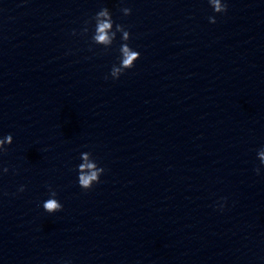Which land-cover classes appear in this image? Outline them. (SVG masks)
Returning a JSON list of instances; mask_svg holds the SVG:
<instances>
[{
	"label": "clouds",
	"instance_id": "obj_1",
	"mask_svg": "<svg viewBox=\"0 0 264 264\" xmlns=\"http://www.w3.org/2000/svg\"><path fill=\"white\" fill-rule=\"evenodd\" d=\"M208 2L215 13H225L227 11V4L222 3L221 0H208ZM121 11L125 16L131 14V9L127 7L122 8ZM92 19L95 21V30L92 39L96 43L104 44L106 46L112 45L113 41L116 39V34L118 32L122 34L121 39L125 41V43H122L120 47V62L118 66L113 65L110 73L113 79H119L125 70L134 67L135 62L140 58V53L133 50L128 45V43H126L130 39V32L125 29L124 25L115 24V30H113L114 21L108 8H102ZM209 22L216 23L215 17L210 16ZM85 23L87 24L89 22L86 21ZM87 32L88 28L85 27L83 29V33L86 34ZM73 34H75V32ZM12 143L13 137L11 134L7 135L3 139H0V153L7 152L5 145H11ZM257 158L260 161V165L264 166V148L258 150ZM81 161L82 162L78 165V184L82 189L89 190L92 188L93 184L100 182V177L105 170L97 165L95 160L92 158L91 153L89 152L81 153ZM2 171L7 173L8 168H3ZM254 171L257 175H259L261 169L260 167H257L254 169ZM24 190V186L19 188L20 192H23ZM56 195L57 193L49 186L50 198L47 199L42 205L43 209L49 214H53L62 210L63 206L55 198ZM222 207L223 206H221V208Z\"/></svg>",
	"mask_w": 264,
	"mask_h": 264
}]
</instances>
